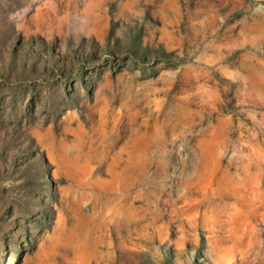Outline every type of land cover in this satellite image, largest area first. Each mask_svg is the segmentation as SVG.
<instances>
[{"label": "rangeland", "instance_id": "obj_1", "mask_svg": "<svg viewBox=\"0 0 264 264\" xmlns=\"http://www.w3.org/2000/svg\"><path fill=\"white\" fill-rule=\"evenodd\" d=\"M0 264H264V0H0Z\"/></svg>", "mask_w": 264, "mask_h": 264}]
</instances>
